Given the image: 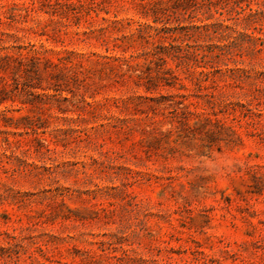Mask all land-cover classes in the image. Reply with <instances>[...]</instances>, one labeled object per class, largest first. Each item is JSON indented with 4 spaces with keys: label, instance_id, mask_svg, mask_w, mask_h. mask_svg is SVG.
<instances>
[{
    "label": "rangeland",
    "instance_id": "obj_1",
    "mask_svg": "<svg viewBox=\"0 0 264 264\" xmlns=\"http://www.w3.org/2000/svg\"><path fill=\"white\" fill-rule=\"evenodd\" d=\"M163 1L0 0V54L89 67L0 70V264H264V0Z\"/></svg>",
    "mask_w": 264,
    "mask_h": 264
},
{
    "label": "trees",
    "instance_id": "obj_2",
    "mask_svg": "<svg viewBox=\"0 0 264 264\" xmlns=\"http://www.w3.org/2000/svg\"><path fill=\"white\" fill-rule=\"evenodd\" d=\"M234 2H236V0H233ZM164 2L163 0H157V1H146V0H137L134 1L133 3L135 5H138L142 8V14L144 16L149 15L150 12L153 13L155 12V9L157 8H153L155 5ZM192 4H194V8L198 5L202 6L203 4L206 3V0H192ZM183 4L180 3L181 6ZM208 5H212V3H209ZM238 7L241 8L240 2H238V4L236 5ZM210 10V9H209ZM249 10L252 11L253 9L251 7H249ZM155 14V13H154ZM211 16V15H210ZM210 16L205 17V18H200V17H196V20H199V23H196L194 21H190L189 23V28L192 30V34H196L198 37L199 36H211L210 34L212 33H222L232 29V26L230 24H226L223 23V19L217 17L214 21L211 22H205L204 19L206 18H210ZM157 20V17L154 19ZM241 20L243 21H247L248 17L247 15L243 16L241 18ZM1 21V18H0ZM237 24V23H235ZM146 25L148 26V24L145 23H141L138 22L137 25L134 27L135 31H137L138 33L144 31L146 29ZM234 25V24H233ZM175 27H172V29H174ZM235 31V30H234ZM146 32V31H144ZM174 32V31H172ZM133 34V32H132ZM149 35V34H148ZM123 37L125 38V35H123ZM177 37V36H176ZM128 38V37H127ZM174 38V35H173ZM31 46H33V44H30ZM121 45L123 46V44H118V43H112V47L111 49L113 50L112 54H103V55H97L98 57L96 59H94V62L99 63L100 65H102V67H121V64H125L128 68L131 67V64L129 63V59L127 57H125L124 55H120L115 53V48L118 47L120 48ZM172 47V48H171ZM18 48H25V47H19ZM37 50L34 48L33 49V53L30 55H26L25 53H21L20 51H18V53H15L16 55L12 54V53H1L0 54V70H4L6 68L10 67H15V68H22L26 71H28L29 73H31L36 79H39L41 76V72L43 71L44 73H47L50 76H56L57 74H62L63 75V71H70L71 69H76L77 71L73 70V76H77L78 73H82V71L85 69L86 71H88L89 67H86L83 63V61L81 60H77L75 62H72L71 60H67L64 61L61 58H58V62H53L50 59H43L41 58V56H39L37 54ZM163 52L166 54H171V56H176L178 58H181L182 55H179V48L175 51L174 50V45H172L170 43L169 46L164 47ZM175 52V53H174ZM191 54H193L194 52L191 51L189 52ZM176 54V55H174ZM161 58V64H164V59ZM111 61H116V63H113ZM120 62V63H119ZM40 64L41 67H40ZM60 70L59 72L54 73L53 68H57ZM191 66L188 67L187 71H191L190 70ZM193 68V67H192ZM202 69H199L197 72L198 73H204L207 74L210 71H207L205 69H203V66L201 67ZM205 68V66H204ZM42 69V70H41ZM227 70H229V68H227ZM64 76V75H63ZM88 77H90V75H87ZM138 77H141L140 74L137 75ZM156 77L161 79L163 84L166 85H171L175 82H177L181 87H184V84L182 82V78L175 73V70L173 68H171L170 66L167 67H157L156 69V76L150 79H147L145 82V87L147 89H149V85L154 82V79L156 80ZM199 83V82H198ZM155 84V83H154ZM6 93L5 88H0V103L6 99V96H4L3 94ZM87 105H91L89 102H86ZM203 121H205L207 124H211L214 126H219V127H224L225 125H223L222 123H219V121L216 120H212L211 118L208 117H203ZM194 123H201L199 122V120H195Z\"/></svg>",
    "mask_w": 264,
    "mask_h": 264
}]
</instances>
